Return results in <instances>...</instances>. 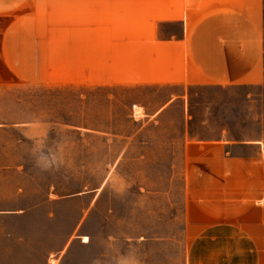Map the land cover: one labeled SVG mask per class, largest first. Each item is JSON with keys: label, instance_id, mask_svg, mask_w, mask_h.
<instances>
[{"label": "rangeland", "instance_id": "rangeland-1", "mask_svg": "<svg viewBox=\"0 0 264 264\" xmlns=\"http://www.w3.org/2000/svg\"><path fill=\"white\" fill-rule=\"evenodd\" d=\"M44 5L0 10V240L9 264L50 248L63 249L51 264H185L184 131L209 139L223 127L264 130V83L186 87L88 72L94 58L79 66L76 48L66 55L63 19ZM107 60L104 49L99 68ZM172 93L185 97L146 116ZM139 127L144 135L128 136ZM39 157L54 163L44 169Z\"/></svg>", "mask_w": 264, "mask_h": 264}, {"label": "crops", "instance_id": "crops-1", "mask_svg": "<svg viewBox=\"0 0 264 264\" xmlns=\"http://www.w3.org/2000/svg\"><path fill=\"white\" fill-rule=\"evenodd\" d=\"M40 3L47 16L62 17L64 31L69 27L63 31L66 55L76 48L79 66L94 58L88 72L123 71L148 83L186 87L264 83V0H0V10L37 9ZM125 20L127 31L119 32ZM138 23L144 26L136 31ZM136 41L154 49L140 53ZM104 49L110 64L105 70L99 68ZM120 56L125 63L118 70ZM170 96L146 116L163 115L185 97ZM145 131L139 127L128 136ZM184 136L185 264H264V130L234 134L223 127L216 137L201 139L186 129ZM7 241L22 248L17 240ZM2 247L0 240V264H9ZM61 250L50 248L37 259L18 254L10 264H51V253Z\"/></svg>", "mask_w": 264, "mask_h": 264}, {"label": "clouds", "instance_id": "clouds-1", "mask_svg": "<svg viewBox=\"0 0 264 264\" xmlns=\"http://www.w3.org/2000/svg\"><path fill=\"white\" fill-rule=\"evenodd\" d=\"M42 160H46V158L44 157H39L36 159L35 163L37 164V166H41L44 169H48L49 167H51L52 163H54V161H46L43 165L41 164Z\"/></svg>", "mask_w": 264, "mask_h": 264}, {"label": "bare ground", "instance_id": "bare-ground-1", "mask_svg": "<svg viewBox=\"0 0 264 264\" xmlns=\"http://www.w3.org/2000/svg\"><path fill=\"white\" fill-rule=\"evenodd\" d=\"M88 239L86 238L85 241H87Z\"/></svg>", "mask_w": 264, "mask_h": 264}]
</instances>
